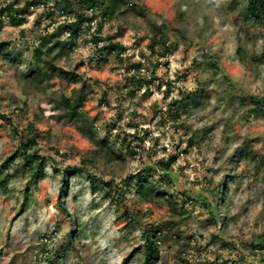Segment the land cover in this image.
Returning a JSON list of instances; mask_svg holds the SVG:
<instances>
[{
  "label": "clouds",
  "instance_id": "clouds-1",
  "mask_svg": "<svg viewBox=\"0 0 264 264\" xmlns=\"http://www.w3.org/2000/svg\"><path fill=\"white\" fill-rule=\"evenodd\" d=\"M0 264H264V0H0Z\"/></svg>",
  "mask_w": 264,
  "mask_h": 264
},
{
  "label": "trees",
  "instance_id": "trees-1",
  "mask_svg": "<svg viewBox=\"0 0 264 264\" xmlns=\"http://www.w3.org/2000/svg\"><path fill=\"white\" fill-rule=\"evenodd\" d=\"M7 163H8V161L5 162V164H7Z\"/></svg>",
  "mask_w": 264,
  "mask_h": 264
},
{
  "label": "rangeland",
  "instance_id": "rangeland-1",
  "mask_svg": "<svg viewBox=\"0 0 264 264\" xmlns=\"http://www.w3.org/2000/svg\"><path fill=\"white\" fill-rule=\"evenodd\" d=\"M6 162V161H5Z\"/></svg>",
  "mask_w": 264,
  "mask_h": 264
}]
</instances>
